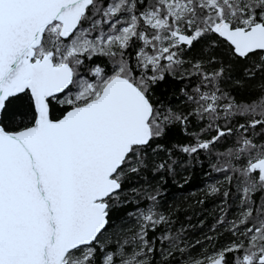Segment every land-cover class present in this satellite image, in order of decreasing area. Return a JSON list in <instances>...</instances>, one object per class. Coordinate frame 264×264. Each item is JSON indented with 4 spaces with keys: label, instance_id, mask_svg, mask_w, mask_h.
<instances>
[{
    "label": "snow or ice",
    "instance_id": "1",
    "mask_svg": "<svg viewBox=\"0 0 264 264\" xmlns=\"http://www.w3.org/2000/svg\"><path fill=\"white\" fill-rule=\"evenodd\" d=\"M174 150L220 177L223 244L138 186ZM0 264H264V0H0Z\"/></svg>",
    "mask_w": 264,
    "mask_h": 264
},
{
    "label": "trees",
    "instance_id": "2",
    "mask_svg": "<svg viewBox=\"0 0 264 264\" xmlns=\"http://www.w3.org/2000/svg\"><path fill=\"white\" fill-rule=\"evenodd\" d=\"M198 52L199 46L191 55H197ZM232 75L234 80L242 79L239 70ZM255 86V81H244L240 86L229 84V87L233 89V95L241 100L247 98ZM179 87V84L169 82L161 85L160 91L171 95ZM162 142L165 147L172 148L173 145L187 144L189 140L179 128H175ZM156 159L157 162L167 161L168 155L161 152ZM172 159L175 160L172 172L167 170L157 172L149 169L138 180V186L149 191L152 188L158 190L160 210L171 217L173 229L184 230L183 234L188 241L195 243L199 240L209 247L212 244H223L228 239V234L225 226L217 223L224 216L221 208L224 207L227 212V220L232 219L235 211L223 206L221 198L210 193V186L220 177L210 170L206 153L194 157L174 150ZM134 207V204L129 205L126 210L130 211ZM205 237L213 239L206 241Z\"/></svg>",
    "mask_w": 264,
    "mask_h": 264
}]
</instances>
